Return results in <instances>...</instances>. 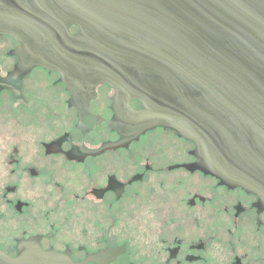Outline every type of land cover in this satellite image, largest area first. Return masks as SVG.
<instances>
[{"label": "flooded vegetation", "instance_id": "obj_1", "mask_svg": "<svg viewBox=\"0 0 264 264\" xmlns=\"http://www.w3.org/2000/svg\"><path fill=\"white\" fill-rule=\"evenodd\" d=\"M91 56L0 34V264H264V193L190 168L196 143L144 129Z\"/></svg>", "mask_w": 264, "mask_h": 264}, {"label": "water", "instance_id": "obj_2", "mask_svg": "<svg viewBox=\"0 0 264 264\" xmlns=\"http://www.w3.org/2000/svg\"><path fill=\"white\" fill-rule=\"evenodd\" d=\"M1 33L92 54L97 82L144 100V129L169 126L196 143L204 162L190 168L264 193V0H16L0 12Z\"/></svg>", "mask_w": 264, "mask_h": 264}]
</instances>
